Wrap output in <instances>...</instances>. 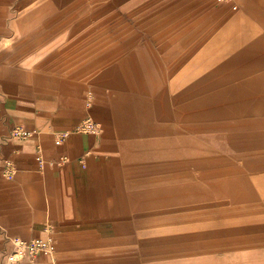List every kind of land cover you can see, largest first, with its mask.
I'll use <instances>...</instances> for the list:
<instances>
[{
  "label": "crops",
  "instance_id": "1",
  "mask_svg": "<svg viewBox=\"0 0 264 264\" xmlns=\"http://www.w3.org/2000/svg\"><path fill=\"white\" fill-rule=\"evenodd\" d=\"M0 226V264H264V0H0Z\"/></svg>",
  "mask_w": 264,
  "mask_h": 264
},
{
  "label": "built area",
  "instance_id": "2",
  "mask_svg": "<svg viewBox=\"0 0 264 264\" xmlns=\"http://www.w3.org/2000/svg\"><path fill=\"white\" fill-rule=\"evenodd\" d=\"M218 2H226L229 0H217ZM98 129V124L90 118L82 121L76 128V131L87 132ZM11 138H25L28 132L23 131L21 127L17 126L11 130ZM67 157H62L66 161ZM16 168L14 161L11 158H5L3 172L8 178H12L15 174ZM5 230L0 226V235L5 234ZM6 235V234H5ZM12 244V252L6 255V260L10 263H15L22 260L33 261L39 256L53 258L55 251V244L49 239L33 238L30 240L21 239L18 237L6 236Z\"/></svg>",
  "mask_w": 264,
  "mask_h": 264
},
{
  "label": "rangeland",
  "instance_id": "3",
  "mask_svg": "<svg viewBox=\"0 0 264 264\" xmlns=\"http://www.w3.org/2000/svg\"><path fill=\"white\" fill-rule=\"evenodd\" d=\"M218 2V1H217ZM226 2H228V1H226ZM219 3V2H218ZM224 3V2H223ZM256 90L258 89L259 90V88H255ZM220 157H227V156H224V155H220Z\"/></svg>",
  "mask_w": 264,
  "mask_h": 264
}]
</instances>
